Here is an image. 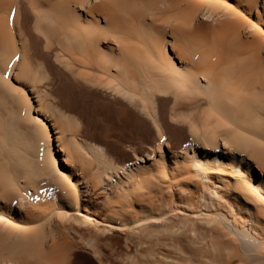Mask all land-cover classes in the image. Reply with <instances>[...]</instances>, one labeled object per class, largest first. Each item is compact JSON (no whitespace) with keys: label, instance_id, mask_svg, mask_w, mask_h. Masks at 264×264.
Instances as JSON below:
<instances>
[{"label":"bare ground","instance_id":"obj_1","mask_svg":"<svg viewBox=\"0 0 264 264\" xmlns=\"http://www.w3.org/2000/svg\"><path fill=\"white\" fill-rule=\"evenodd\" d=\"M0 264H264V0H0Z\"/></svg>","mask_w":264,"mask_h":264}]
</instances>
